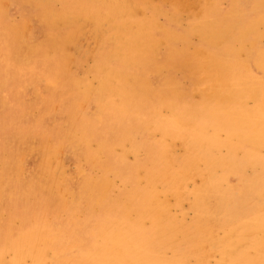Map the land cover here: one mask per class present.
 Returning <instances> with one entry per match:
<instances>
[{
    "label": "rangeland",
    "instance_id": "1",
    "mask_svg": "<svg viewBox=\"0 0 264 264\" xmlns=\"http://www.w3.org/2000/svg\"><path fill=\"white\" fill-rule=\"evenodd\" d=\"M0 1V264H264V142L237 123L264 108V0Z\"/></svg>",
    "mask_w": 264,
    "mask_h": 264
},
{
    "label": "bare ground",
    "instance_id": "2",
    "mask_svg": "<svg viewBox=\"0 0 264 264\" xmlns=\"http://www.w3.org/2000/svg\"><path fill=\"white\" fill-rule=\"evenodd\" d=\"M31 1H32V0H31ZM33 1H34V0H33ZM91 1L93 2V0H91ZM118 1H119V0H118ZM131 1H132V0H131ZM143 1H144V0H143ZM147 1H148V0H147ZM154 1H155V0H154ZM213 1H214V0H213ZM238 1H239V0H238ZM252 1H253V0H252ZM252 1H251V2H252ZM0 2H1V1H0ZM4 2H5V0H4ZM12 2H13V1H12ZM23 2H24V1H23ZM25 2H26V1H25ZM29 2H30V1H29ZM123 2H124V1H123ZM127 2H128V0H127ZM132 2H133V1H132ZM196 2H197V1H196ZM216 2H217V1H216ZM231 2H232V5H231V6H233V4H234V3H233V0H232ZM249 2H250V0H249ZM36 3H37V2H36ZM113 3H114V2H113ZM120 3H122V1H121ZM146 3H147V2H146ZM235 3H236V2H235ZM241 3H243V2H241ZM244 3H245V2H244ZM2 4H3V3H2ZM4 4H5V3H4ZM4 4H3V5H4ZM11 4H12V3H11ZM37 4H38V3H37ZM110 4H112V2H111ZM150 4H151V3H149V5H150ZM174 4H175V3H174ZM178 4H179V3H178ZM197 4H198V3H197ZM219 4H220V2H219ZM246 4H247V1H246ZM120 5H123V4H120ZM126 5H128V4H126ZM134 5H135V4H134ZM153 5H154V3H153ZM175 5H176V4H175ZM179 5H180V4H179ZM220 5H221V4H220ZM235 5H236V4H235ZM238 5H239V4H238ZM1 6H2V5H1ZM38 6H39V5H38ZM131 6H132V5H131ZM138 6H139V5H138ZM154 6H155V5H154ZM157 6H158V5H157ZM195 6H196V4H195ZM195 6H194V7H195ZM198 6H199V5H198ZM206 6H207V5H206ZM213 6H214V3H213ZM213 6H212V7H213ZM155 7H156V6H155ZM194 7H191V8L189 7V8L192 9V8H194ZM203 7H205V6H203ZM214 7H215V6H214ZM229 7H230V5H229ZM242 7H243V6H242ZM85 8H88V7H85ZM149 8H150V7H149ZM152 8H153V7H152ZM157 8H159V7H157ZM157 8H156V9H157ZM205 8H206V7H205ZM217 8H218V6H217ZM239 8H240V5H239ZM244 8H245V6H244ZM4 9H5V8H3V11H4ZM88 9H89V8H88ZM91 9H92V8H91ZM120 9H121V8H120ZM120 9H119V10H120ZM133 9H137V8H134V7H133ZM133 9H132V10H133ZM186 9H188V8H186ZM186 9H185V10H186ZM207 9H208V8H207ZM210 9H211V5H210ZM215 9H216V7H215ZM241 9H242V8H241ZM6 10H7V9H6ZM48 10H50V9H48ZM64 10H65V9H64ZM68 10H69V9H68ZM98 10H100V9H98ZM98 10H97V13H99ZM121 10H122V9H121ZM202 10H203V9H202ZM213 10H214V9H213ZM220 10H221V9H220ZM249 10H250V8H249ZM23 11H24V10H23ZM33 11H35V9H34ZM58 11H59V10H58ZM58 11H57V12H58ZM71 11H72V10H71ZM105 11H106V10H105ZM135 11H136V10H135ZM142 11H144V10L142 9ZM165 11H166V10H165ZM178 11H179V10H178ZM187 11H189V9H188ZM199 11H200V10H199ZM204 11H205V10H204ZM214 11H215V10H214ZM247 11H248V10H247ZM262 11H263V9H262ZM63 12H64V11H63ZM117 12H118V11H117ZM121 12L124 13L123 11H121ZM121 12H119V13L121 14ZM196 12H197V10H196ZM202 12H203V11H202ZM202 12H201V13H202ZM206 12H207V11H206ZM206 12H205V13H206ZM217 12H218V11H217ZM217 12H216V13H217ZM223 12H224V11H223ZM245 12H246V11H245ZM245 12H244V13H245ZM251 12H252V11H251ZM49 13H50V12H49ZM73 13H74V11H73ZM84 13H85V12H84ZM91 13H92V12H91ZM100 13H101V12H100ZM102 13H103V11H102ZM102 13H101V14H102ZM125 13H126V12H125ZM180 13H181V12H180ZM187 13H188V12H187ZM190 13H191V12H190ZM193 13H194V12H192V14H193ZM198 13H199V12H198ZM227 13H228V11H227ZM252 13H253V12H252ZM68 14H69V13H68ZM78 14H80L79 11H78ZM85 14H86V13H85ZM87 14H90V13L87 12ZM101 14H100V15H101ZM120 14H119L118 16H120ZM144 14H145V13H144ZM166 14H168V13H166ZM182 14H184V13H182ZM203 14H204V12H203ZM247 14H249V13H247ZM60 15H61V13H60ZM60 15H59L58 17H60V18L63 19V18H64V17H62L63 15H62V16H60ZM82 15H83V12H82ZM90 15H91V14H90ZM100 15L98 14V16H100ZM126 15H128V13H127ZM126 15H125V16H126ZM146 15H148V14H146ZM146 15H145V16H146ZM149 15H150V14H149ZM172 15H173V14H172ZM185 15H186V14H185ZM185 15H183V16H185ZM251 15H252V14H251ZM251 15H250V16H251ZM51 16H52V15H51ZM55 16H56V15H55ZM55 16H53V17H55ZM65 16H66V15H65ZM94 16H95V14H94ZM104 16H105V15H104ZM114 16H115V15H114ZM118 16H117V17H118ZM166 16H167V15H166ZM166 16H165V17H166ZM170 16H171V15H170ZM170 16H169V17H170ZM202 16H203V15H202ZM206 16H207V14H205L204 17L206 18ZM225 16H226V15H225ZM253 16H254V15H253ZM68 17L70 18V16H68ZM107 17H108V16H107ZM109 17L111 18L112 16H109ZM121 17H122V16H121ZM153 17H154V16H153ZM175 17H176V16H175ZM199 17H200V16H199ZM226 17H227V16H226ZM228 17H229V16H228ZM228 17H227V18H228ZM248 17H249V16H248ZM1 18H2V17H1ZM1 18H0V19H1ZM119 18H120V17H119ZM131 18H132V17H131ZM145 18H146V17H145ZM167 18H168V16H167ZM170 18H171V20H173L172 17H170ZM176 18H177V17H176ZM193 18H194V17H193ZM210 18H211V17H210ZM253 18H254V17H253ZM53 19H54V18H53ZM67 19H68V18H67ZM97 19H99V17H97ZM104 19H105V18H104ZM111 19H112V18H111ZM139 19H140V18H139ZM178 19H179V18H178ZM194 19H195V18H194ZM199 19H200V18H199ZM208 19H209V18H208ZM217 19H218V17H217ZM220 19H222V18H220ZM225 19H226V18H225ZM232 19H233V18H232ZM28 20H29V19H28ZM28 20H27V21H28ZM50 20H51V17H50ZM56 20H57V18H56ZM65 20H66V18H65ZM105 20H106V19H105ZM146 20H147V19H146ZM155 20H156V19H155ZM155 20H154V22L157 23ZM176 20H177V19H176ZM192 20H193V19H192ZM213 20H214V18H213ZM222 20H223V19H222ZM233 20H234V19H233ZM51 21H52V20H51ZM59 21H60V20H59ZM68 21H69V20H68ZM70 21L73 22L72 19H71ZM77 21H79V20H77ZM108 21H109V20H108ZM111 21H112V20H111ZM179 21H182V20H179ZM183 21H184V18H183ZM198 21H199V20H198ZM245 21H247V20H245ZM0 22H1V20H0ZM52 22H53V21H52ZM62 22H65V21L63 20ZM62 22H61V23H62ZM74 22H75V21H74ZM113 22H114V21H113ZM122 22H124V21H122ZM173 22H174V21H173ZM176 22H177V21H176ZM194 22H195V21H194ZM196 22H197V21H196ZM155 23H154V24H155ZM160 23H161V21H160ZM178 23H179V22H178ZM182 23H183V22H182ZM190 23H191V22H190ZM233 23H234V22H233ZM247 23H249V22H247ZM2 24H3V23H2ZM22 24H23V23H22ZM83 24H84V23H83ZM104 24H105V23H104ZM107 24H108V23H107ZM109 24H111V23L109 22ZM114 24H115V23H114ZM161 24H162V23H161ZM204 24H207V23H204ZM204 24H203V27H206ZM243 24H244V23H243ZM245 24H246V23H245ZM13 25H14V24H13ZM18 25H19V24H18ZM18 25H16V26H18ZM24 25H25V24H24ZM85 25H86V24H85ZM85 25H84V26H85ZM96 25H97V24H96ZM111 25H113V24H111ZM116 25H118V24H116ZM119 25H120V23H119ZM141 25H142V24H141ZM158 25H159V24H158ZM162 25H164V24H162ZM216 25H217V24H216ZM218 25H219V24H218ZM76 26H78V25H76ZM84 26H81V29H82V27L84 28ZM89 26H91V25L89 24ZM123 26H124V25H123ZM130 26H131V25H130ZM133 26H134V24H133ZM156 26H157V25H156ZM182 26H183V25H182ZM198 26H199V25H198ZM221 26H222V25H221ZM21 27H22V28H25V27H23V26H21ZM91 27H92V26H91ZM97 27H98V26H97ZM128 27H129V26H128ZM142 27H143V26H142ZM142 27H141V28H142ZM164 27H166V26H164ZM194 27H195V26H194ZM15 28H16V27H15ZM105 28H106V27H105ZM124 28H126V27H124ZM133 28H134V27H133ZM161 28L164 29L163 26H162ZM166 28H167V27H166ZM184 28H185V27H184ZM184 28H183V29H184ZM187 28H188V27H187ZM187 28H186V29H187ZM4 29H5V28H4ZM6 29H7V28H6ZM77 29H79V28H77ZM81 29H80V30H81ZM90 29H91V28H90ZM136 29H137V28H136ZM168 29H169V28H168ZM168 29H167V30H168ZM189 29H190V28H189ZM229 29H230V28H229ZM17 30H19V28H18ZM17 30H16V32H17ZM20 30H22V29H20ZM87 30H88V29H87ZM93 30H94V34H96V31H95L94 28H93ZM105 30H106V29H105ZM115 30H116V29H115ZM144 30H145V29H144ZM144 30H142V31H144ZM208 30H209V29H208ZM216 30H217V29H216ZM216 30H215V31H216ZM85 31H86V30H85ZM117 31H118V30H117ZM169 31H170V30H169ZM174 31H175V30H174ZM174 31H173V33H174ZM190 31H191V29H190ZM223 31H224V29H223ZM232 31H233V30H232ZM2 32H4V31H2ZM76 32H77V31H76ZM79 32H80V31H79ZM82 32H84V31H82ZM89 32H90V31H89ZM89 32H88V33H89ZM111 32H112V31H111ZM139 32H140V31H138V33H139ZM211 32H212V31H211ZM23 33H24V32H23ZM72 33H73V32H72ZM104 33H105V32H104ZM134 33H136V31H134ZM166 33H167V31H166ZM184 33H185V32H184ZM3 34H4V33H3ZM6 34H7V33H6ZM8 34H9V33H8ZM69 34H70V32H69ZM69 34H68V35H69ZM85 34H86V33H85ZM91 34H92V33H91ZM182 34H183V33H182ZM192 34H193V32H192ZM219 34H220V33H219V30H218L217 32H215V34H214L213 36H214V37H218ZM11 35H12V33H11ZM20 35H21V32H20ZM70 35H71V34H70ZM70 35H69V36H70ZM74 35H75V34H74ZM74 35H73V36H74ZM80 35H82V34H80ZM89 35H90V34H89ZM96 35H97V34H96ZM98 35H99V34H98ZM103 35H104V34H103ZM121 35H123V34H121ZM176 35H177V34H176ZM5 36H6V35H5ZM9 36H10V35H9ZM18 36H19V35H18ZM112 36H113V35H112ZM177 36H178V35H177ZM193 36H194V35H193ZM232 36H233V35H232ZM96 37H100V36H96ZM96 37H95V38H96ZM120 37H121V36H120ZM120 37H119V38H120ZM166 37H167V36H166ZM184 37L186 38V36H184ZM9 38H10V37H9ZM112 38H113V37H112ZM117 38H118V37H117ZM169 38H170V36H169ZM181 38H182V37H181ZM181 38H180V39H181ZM185 38H184V41H185ZM187 38H188V37H187ZM229 38H230V37H229ZM98 39H99V38H98ZM171 39H172V38H171ZM175 39H176V38H175ZM180 39H179V37H178V40H180ZM196 39H197V38H196ZM220 39H221V37H220ZM223 39H224V38H223ZM223 39H221V40H223ZM232 39H233V38H232ZM4 40H5V39H4ZM23 40H24V39H23ZM72 40H74V39H72ZM123 40H124V39H123ZM159 40H160V39H159ZM182 40H183V39H182ZM189 40H190V38H189ZM197 40H198V39H197ZM64 41H65V40H64ZM101 41H102V40H101ZM114 41H115V40H114ZM133 41H134V40H133ZM156 41H157V40H156ZM163 41H164V39H163ZM191 41H192V39H191ZM195 41H196V40H195ZM227 41H228V40H227ZM229 41H230V40H229ZM256 41H257V40H256ZM9 42H10V41H9ZM18 42H19V41H18ZM115 42H116V41H115ZM160 42H161V41H160ZM160 42H159V43H160ZM187 42H188V41H187ZM189 42H190V41H189ZM4 43H5V45H6V42H4ZM94 43H95V40H94ZM181 43H182V41H181ZM1 44H2V43H1ZM20 44H21V43H20ZM161 44H162V43H161ZM187 44H189V43H187ZM71 45H72V44H71ZM98 45H99V44H97V46H98ZM192 45H193V44H192ZM209 45H210V44H209ZM156 46H157V45H156ZM159 46H160V45H159ZM171 46H172V45H171ZM181 46L184 48L183 45H181ZM197 46H199V45H197ZM197 46H195V47H197ZM211 46H212V45H211ZM220 46H223V45H220ZM74 47H75V46H74ZM76 47H77V46H76ZM190 47H191V46H190ZM195 47H193V48H195ZM259 47H260V46H259ZM261 47H262V46H261ZM156 48H157V47H156ZM172 48H175V47L172 46ZM172 48H171L170 50H173ZM178 48L181 49V47H178ZM204 48H205V47H204ZM211 48H212V47H211ZM215 48H216V47H215ZM215 48H214V49H215ZM67 49H68V48H67ZM73 49H74V48H73ZM73 49H72V50H73ZM93 49H94V48H93ZM151 49H152V47H151ZM157 49H158V48H157ZM157 49H156V50H157ZM159 49H160V48H159ZM187 49H188V48H187ZM205 49H208V48H205ZM28 50H29V49H28ZM72 50H70V51H72ZM170 50H169V51H170ZM208 50H209V49H208ZM215 50H216V49H215ZM23 51H24V49H23ZM33 51H35V50H33ZM49 51H50V50H49ZM78 51H79V50H78ZM81 51H82V50H81ZM94 51H95V50H94ZM97 51H98V50H97ZM152 51H153V49H152ZM181 51H182V50H181ZM189 51H190V50H189ZM213 51H214V50H213ZM92 52H93V51H92ZM174 52H175V51H174ZM174 52H173V53H174ZM186 52H187V51H186ZM211 52H212V50H211ZM216 52H217V51H216ZM253 52H254V51H253ZM71 53H73V51H72ZM167 53H168V52H167ZM169 53H170V52H169ZM178 53H179V52H178ZM178 53H177V55H178ZM250 53H251V52H250ZM23 54H24V53H23ZM64 54H65V53H64ZM73 54H74V53H73ZM86 54H87V53H86ZM179 54H181V53H179ZM192 54H193V53H192ZM231 54H232V53H231ZM253 54H254V53H253ZM5 55H6V54H5ZM25 55H26V54H25ZM93 55H94V54H93ZM153 55H154V54H153ZM157 55H158V54H157ZM170 55H171V54H170ZM196 55H197V54H196ZM3 56H4V55H3ZM21 56H22V55H21ZM90 56H91V55H90ZM25 57H26V56H25ZM92 57H93V56H91V58H92ZM123 57H124V55H123ZM170 57H171V56H170ZM174 57H176V56H174ZM178 57H179V56H178ZM184 57H185V56H184ZM3 58H4V57H3ZM23 58H24V57H23ZM23 58H21V59H23ZM179 58H180V57H179ZM189 59H190V58H189ZM192 59H195V58L192 57ZM199 59H200V58H199ZM1 60H2V58H1ZM90 60H91V59H90ZM231 60H232V59H231ZM244 60H245V59H244ZM250 60H251V59H250ZM250 60H249V61H250ZM24 61H25V60H24ZM26 61H27V60H26ZM28 61H29V60H28ZM28 61H27V62H28ZM42 61H43V60H42ZM76 61H77V60H76ZM83 61H84V60H83ZM186 62H187V61H186ZM190 62H191V61H190ZM200 62H201V61H200ZM230 62H231V61H230ZM0 63H1V62H0ZM74 63H76V62L74 61ZM219 63H221V61H219ZM232 63H233V62H232ZM243 63H244V61H243ZM243 63H242V64H243ZM194 64H196V63H194ZM236 64H237V63H236ZM9 65H10V64H9ZM17 65H20V64H17ZM71 65H72V63H71ZM226 65H227V64H226ZM237 65H238V64H237ZM243 65H244V64H243ZM243 65H242V67H243ZM68 66H69V65H68ZM157 66H158V65H157ZM194 66H195V65H194ZM223 66H224V65H223ZM249 66H250V65H249ZM6 67H8V66H6ZM43 67H44V66H43ZM72 67H73V66H72ZM131 67H132V66H131ZM0 68H1V67H0ZM106 68H107V67H106ZM135 68H136V67H135ZM163 68H164V67H163ZM193 68H194V67H193ZM251 68H252V67H251ZM15 69H16V68H15ZM173 69H174V67H173ZM189 69H192V68H189ZM195 69H196V67H195ZM197 69H198V68H197ZM230 69H231V68H230L229 66H227V67L224 66V70L229 71ZM5 70H6V69H5ZM18 70H19V69H18ZM71 70H72V69H71ZM246 70H249V69L247 68ZM158 71H162V70H158ZM194 71H195V70H194ZM196 71H197V70H196ZM239 71H240V70H239ZM259 71H260V70H259ZM1 72H2V71H1ZM1 72H0V73H1ZM20 72H21V71H20ZM155 72H156V71H155ZM191 72H192V71H191ZM219 72H220V71H219ZM246 72H247V71H246ZM189 73H190V72H189ZM197 73H198V72H197ZM216 73H217V72H216ZM222 73H225V72L222 71ZM232 73H233V71H232ZM236 73H237V71H236ZM238 73H239V72H238ZM90 74H91V73H90ZM148 74H149V73H148ZM163 74H164V73H163ZM198 74H199V73H198ZM227 74H228V73H226L225 76H227ZM233 74H234V73H233ZM240 74H241V73H240ZM240 74H239V75L237 74V76H241ZM246 74H247V73H246ZM258 74H259V73H258ZM262 74H264V71H263ZM8 75H9V74H8ZM82 75H83V74H82ZM94 75H95V74H94ZM196 75H197V74H196ZM213 75H214V74H213ZM217 75H218V74H217ZM260 75H261V74H260ZM92 76H93V75H92ZM132 76H133V75H132ZM185 76H186V75H185ZM189 76H191V75L189 74ZM193 76H194V75H193ZM218 76H219V75H218ZM218 76H217V77H218ZM233 76L235 77V75H233ZM233 76H232V78H234ZM246 76H247V75H246ZM248 76H249V75H248ZM251 76H252V75H251ZM43 77H44V76H43ZM77 77H78V76H77ZM79 77H80V76H79ZM83 77H84V76H83ZM173 77H175V76H173ZM217 77H216V78H217ZM243 77H244V76H243ZM249 77H250V76H249ZM254 77H257V78H258V76H254ZM260 77H261V76H260ZM92 78H93V77H92ZM205 78H206V77H205ZM93 79H94V78H93ZM222 79H223V78H222ZM226 79H227V78H226ZM226 79H225V80H226ZM244 79H245V78H244ZM246 79H247V78H246ZM262 79H263V78H262ZM59 80H60V79H59ZM227 80H229V79H227ZM5 81H6V80H5ZM192 81H193V80H192ZM222 81H223V80H222ZM234 81H235V82H240L239 79H238L237 77L234 78ZM47 82H48V81H47ZM80 82H81V81H80ZM178 82H179V80H178ZM217 82H218V81H217ZM261 82H262V81H261ZM49 83H50V82H49ZM102 83H103V81H102ZM197 83H198V82L196 81L195 84H197ZM5 84H6V83H5ZM50 84H51V83H50ZM54 84H55V83H54ZM54 84H52V85L54 86ZM82 84H83V83H82ZM199 84H202V83H199ZM211 84H212V83H211ZM215 84H218V83H215ZM232 84H233V82L231 81V86H232ZM87 85H88V84H87ZM180 85H181V83H180ZM180 85H179V86H180ZM259 85H261V83H260ZM262 85H263V84H262ZM57 86H58V85H57ZM83 86H85V85H83ZM216 86H217V85H216ZM256 86H258V84H257ZM93 87H94V86H93ZM98 87H99V86H98ZM103 87H104V86H103ZM198 87H199V86H198ZM201 87H202V86H201ZM204 87H205V86H204ZM20 88H21V87H20ZM83 88H84V92H85V89H87V88H86V87H83ZM94 88H95V87H94ZM104 88H105V87H104ZM107 88H108V87H107ZM211 88H213V86H212ZM216 88H217V87H216ZM192 89H193V88H192ZM198 89H199V88H198ZM198 89H197V90H198ZM10 90H11V89H10ZM87 90H89V89H87ZM97 90H98V89H97ZM108 90H109V89H108ZM111 90H112V92H113V88H112ZM180 90H181V89H180ZM194 90H195V89H194ZM209 90H210V89H209ZM109 91H110V90H109ZM179 92H180V91H179ZM186 92H187V91H186ZM209 92H211V91H209ZM215 92H216V91H215ZM156 93H157V92H156ZM109 94H110V92H109ZM200 94H201V93H200ZM118 95H120V94H118ZM170 95H171V93H170ZM170 95H169V96H170ZM183 95H184V94H183ZM202 95H203V94H202ZM205 95H206V94H205ZM205 95H204V96H205ZM207 95H208V94H207ZM109 96H111V95H109ZM213 96H214V95H213ZM141 97H142V96H141ZM158 97H159V96H158ZM170 97H171V96H170ZM170 97H169V98H170ZM178 97H179V95H178ZM193 97H194V96H193ZM198 97H201V95H199ZM112 98H114V97H112ZM112 98H111V99H112ZM252 98H253V97H252ZM136 99H137V98H136ZM161 99H162V98H161ZM106 100H108V99H106ZM106 100H105V101H106ZM112 100H113V99H112ZM246 100H247V99H246ZM251 100H252V99H251ZM76 101H77V100H76ZM134 101H135V100H134ZM204 101H205V103H206L207 100H204ZM204 101H203V102H204ZM216 101H217V100H216ZM106 102H107V101H106ZM122 102H123V101H122ZM137 102H138V101H137ZM139 102H140V101H139ZM160 102H161V100H160ZM248 102H249V101H248ZM184 103H185V102H184ZM252 103H253V101H252ZM258 103H259V102H258ZM121 104H122V103H121ZM121 104H120V105H121ZM193 104H194V103H193ZM199 104H200V103H199ZM206 104H207V103H206ZM255 104L257 105V103H255ZM181 105H182V104H181ZM202 105H203V104H202ZM202 105H201V106H202ZM186 106H187V104H186ZM195 106H197V104H196ZM195 106H194V107H195ZM207 106H208V105H207ZM223 106H224V105L221 104V106L219 107L218 104H215V103L212 102V104H210L208 108H210L211 111H212V113H214L215 115H216L218 112L215 113V112H213L214 110H218V111H220L223 115H226V114L228 113V111L231 110V106H230V105H227L226 107H223ZM252 107H253V106H252ZM181 108H182V107H181ZM183 108H185V107H183ZM186 108H187V107H186ZM201 108H204V107H201ZM225 109H227V112H224ZM240 109H241V108H240ZM168 110H169V109H168ZM175 110H176V109H175ZM201 110H202V109H201ZM241 110H242V109H241ZM108 111H109V110H108ZM163 111H165V110H163ZM178 111H179V110H178ZM209 111H210V110H209ZM209 111H208V112H209ZM247 111H248V110H247ZM249 111H250V110H249ZM253 111H254L253 115H254L255 117H256V115H257V113H258V119H256V120H254L255 118H251V117L248 116V115H246V116H244V117H242V118H240V119L237 118V119H239L237 123L239 124L238 127H239V131H240V138L243 139V140H244V139H247V140L250 139V140H253V141H255V142H256V141H260V142L263 143V142H264V112H263V111H264V108H256V109H254ZM185 112H186V111H185ZM205 112H206V111H205ZM208 112H206V113H208ZM230 112H231V111H230ZM241 112H242V111H241ZM250 112H252V111H250ZM181 113H182V112H181ZM192 113H193V112H192ZM203 113H204V112H203ZM206 113H205V114H206ZM209 113H210V112H209ZM209 113H208V114H209ZM233 113H234V112H233ZM239 113H240V112H239ZM248 113H249V112H248ZM172 114H173V113H172ZM174 114H176V113L174 112ZM177 114H178V113H177ZM183 114H184V113H183ZM183 114H180V115L183 116ZM208 114H207V116H208ZM218 114H220V113H218ZM234 114L236 115V113H234ZM237 114H238V112H237ZM249 114H251V113H249ZM185 115H186V114H185ZM189 115H190V114H189ZM194 115L196 116V114H194ZM198 115H199V114H198ZM240 115H245V114H240ZM120 116H121V115H120ZM171 116H172V115H171ZM190 116H191V115H190ZM199 116H201V114H200ZM199 116H198L197 118H199ZM202 116H203V115H202ZM204 116H205V115H204ZM226 116H227V115H226ZM25 117H26V116H25ZM154 117H155V116H154ZM172 117H173V116H172ZM185 117H187V115H186ZM192 117H194V116H192ZM208 117H209V116H208ZM211 117H212V115H211ZM216 117H218V116L216 115ZM170 118H171V117H170ZM190 118H191V117H190ZM201 118H202V117H201ZM220 118H221V117H220ZM222 118H223V120L225 119L224 116H222ZM230 118H231V117H230ZM232 118H235V117H232ZM217 119H219V118H217ZM149 120H150V119H149ZM186 120H187V119H186ZM198 120H199V119H198ZM202 120H203V118H202ZM209 120H210V118H209ZM211 120H213V118H212ZM211 120H210V121H211ZM219 120H220V119H219ZM221 120H222V119H221ZM221 120H220V121H221ZM223 120H222V121H223ZM225 120H226V119H225ZM225 120H224L225 124L228 122L227 125H228L229 123H233L232 120H226L227 122H226ZM203 121H204V120H203ZM214 121H215V120H213L212 122L214 123ZM234 121H236V120H234ZM199 122H200V121H199ZM84 123H85V122H84ZM171 123H172V122H171ZM200 123H201V122H200ZM169 124H170V123H169ZM172 124H175V123H172ZM176 124H177V123H176ZM217 124H218V123H217ZM235 124H236V122H235ZM238 124H237V125H238ZM177 125H178V124H177ZM206 125H207V124H206ZM219 125H220V123H219ZM229 125H230V124H229ZM172 126H173V125H172ZM174 126H175V125H174ZM197 126H198V125H197ZM208 126H209V125H208ZM213 126H216V125L213 124ZM213 126H212V127H213ZM222 126H223V125H222ZM225 126H226V125H225ZM175 127H177V126H175ZM199 127H200V126H199ZM199 127H198V128H199ZM204 127H205V126H204ZM217 127H218V126H217ZM219 127H220V126H219ZM227 127H228V126H227ZM227 127H225V129H226ZM231 127H232V126H231ZM180 128H183V127H180ZM180 128H178V129H180ZM185 128H187V127H185ZM210 128H211V127H210ZM221 128H222V127H221ZM232 128H234V131H235V127H232ZM196 129H197V128H196ZM199 129H200V128H199ZM204 129H205V128H204ZM211 129H213V128H211ZM227 129H228V128H227ZM216 130H217V128H216ZM229 130H230V128H229ZM236 130H238V129H236ZM182 131H183V130H182ZM202 131H203V128H202ZM204 131H205V130H204ZM204 131H203V132H204ZM208 131H209V130H208ZM208 131H207V132H208ZM212 131H213V130H212ZM212 131H211V132H212ZM81 132H82V130H81ZM199 132H200V131H199ZM209 132H210V131H209ZM209 132H208V134H209ZM235 132H236V131H235ZM235 132H234V133H235ZM102 133H104V132H102ZM217 133H218V130H217L216 133L213 132L212 134H215V136H217V135H218ZM234 133H233V134H234ZM165 134H166V133H165ZM204 134H206V133H204ZM216 134H217V135H216ZM222 134H223V133H222ZM83 135H84V134H83ZM178 135H179V134H178ZM163 136H164V135H163ZM221 136H222V135H221ZM237 136H238V135H237ZM169 137H170V136H169ZM179 137H180V136H179ZM218 137H219V135H218ZM162 138H163V137H162ZM170 138H171V137H170ZM223 138H225V137H223ZM227 138H229V137H227ZM234 138H235V137H234ZM234 138H233V139H234ZM119 139H120V138H119ZM130 139H131V138H130ZM229 139H230V138H229ZM47 140H48V139H47ZM173 140H175V139H173ZM173 140H172V141H173ZM230 140H231V139H230ZM230 140H229V143H230ZM236 140H238V139H236ZM239 140H240V139H239ZM247 140H246V142H247ZM119 141H120V140H119ZM172 141H171V142H172ZM177 141H178V140H177ZM185 141H186V139H185ZM193 141H194V140H193ZM193 141H192V142H193ZM219 141H220V140H219ZM223 141H224V139H223ZM48 142H49V141H48ZM225 142L227 143V140H226ZM225 142H224V143H225ZM232 142H234V141H232ZM243 142H244V141H243ZM250 142H251V141H250ZM250 142H249V143H250ZM167 143H168V142H167ZM205 143H206V142H205ZM209 143H210V142H209ZM220 143H221V145H222V143H223L222 140H221ZM220 143H219V144H220ZM235 143H236V142H235ZM45 144H46V143H45ZM127 144H128V143H127ZM197 144H198V143H197ZM197 144H195V145H197ZM206 144H207V143H206ZM206 144H205V145H206ZM239 144H240V143H239ZM61 145H62V144H61ZM215 145H216V144H215ZM217 145H218V144H217ZM217 145H216V146H217ZM223 145H224V144H223ZM49 146H50V145H49ZM167 146H168V145H167ZM175 146H176V145H175ZM185 146H186V145H185ZM198 146H199V145H198ZM213 146H214V144H213ZM232 146H234V145L231 144V147H232ZM241 146H242V145H241ZM241 146H240V147H241ZM101 147H102V146H101ZM118 147H119V146H118ZM219 147H220V146H219ZM224 147H225V146H224ZM240 147H239V148H240ZM262 147H263V146H262ZM41 148H42V147H41ZM48 148H49V147H47V149H48ZM54 148H55V147H54ZM114 148H115V147H114ZM162 148H163V147H162ZM162 148H161V149H162ZM171 148H173V145H172ZM176 148H177V147H176ZM235 148H236V147H235ZM235 148H234V149H235ZM245 148H246V147H245ZM259 148H260V147H259ZM44 149H45V148H44ZM121 149H123V148H121ZM209 149H210V148H209ZM214 149H215V148H214ZM227 149H229L228 146H227ZM241 149H243V148H241ZM247 149H248V147H247ZM251 149H252V148H251ZM251 149H250V150H251ZM257 149H258V148H257ZM125 150H127V149L125 148ZM222 150H223V149H222ZM248 150H249V149H248ZM248 150H247V152H248ZM116 151H117V150H116ZM132 151H133V150H132ZM240 151H241V150H240ZM260 151H261V150H260ZM134 152H136V151H134ZM134 152H133V153H134ZM176 152H177V151H176ZM187 152H189V151H187ZM194 152H195V151H194ZM94 153H95V152H94ZM137 153H138V151H137ZM139 153H140V152H139ZM162 153H163V152H162ZM177 153H178V152H177ZM196 153H197V152H196ZM203 153H204V152H203ZM216 153H217V152H216ZM228 153H229L230 155L232 154V152H228V151H227V154H228ZM238 153H239V152H238ZM244 153H245V151H244ZM58 154H59V153H58ZM62 154H63V153H61V155H62ZM125 154H126V153H125ZM129 154H130V153H129ZM134 154H135V153H134ZM166 154H168V153H166ZM178 154H179V153H178ZM190 154H192V153H190ZM206 154H207V153H206ZM229 154H228V155H229ZM241 154H242V152H241ZM107 155H108V154H107ZM123 155H124V154H123ZM137 155H138V154H137ZM156 155H157V154H156ZM159 155H160V154H159ZM171 155H172V154H171ZM174 155H175V154H174ZM180 155H181V154H180ZM198 155H199V154H198ZM207 155H208V154H207ZM207 155H206V156H207ZM242 155H243V154H242ZM50 156H51V154H50ZM50 156H49V159H50ZM53 156H54V155H53ZM102 156H103V155H102ZM130 156H131V155H130ZM165 156H166V155H165ZM236 156H237V154H236ZM236 156H235V158H236ZM23 157H24V156H23ZM55 157H56V156H55ZM61 157H62V156H61ZM93 157H94V155H93ZM105 157H106V156H105ZM126 157H127V156H126ZM157 157H158V155H157ZM160 157H161V156H160ZM174 157H175V156H174ZM180 157H181V156H180ZM210 157H211V156H210ZM214 157H215V156H214ZM233 157H234V156H233ZM51 158H52V157H51ZM57 158H58V157H57ZM106 158H107V157H106ZM128 158H129V157H128ZM158 158H159V157H158ZM164 158H165V157H164ZM167 158H168V160H169V157H167ZM185 158H187V157H185ZM198 158H199V157H198ZM225 158H228V157H225ZM55 159H56V158H55ZM95 159H96V158H95ZM95 159H94V160H95ZM129 159H130V158H129ZM199 159H200V158H199ZM199 159H197V160H199ZM228 159H229V158H228ZM228 159H224V160H228ZM52 160H53V158H52ZM56 160H57V159H56ZM59 160H60V157H59L58 161H59ZM92 160H93V158H92ZM159 160H160V159H159ZM201 161H202V160H201ZM95 162H96V161H95ZM97 162H98V161H97ZM153 162H158V161H153ZM153 162H152V164H153ZM167 162H169V161H167ZM174 162H175V160H174ZM207 162H208V161H207ZM57 163H58V162H57ZM60 163H61V162H60ZM91 163H92V162H91ZM170 163H171V162H170ZM192 163H194V162H192ZM198 163H199V162H198ZM209 163H210V162H209ZM221 163H222V162H221ZM46 164H47V163H46ZM50 164H52V163H50ZM161 164H163V162H162ZM166 164L168 165V163H166ZM196 164H197V163H196ZM201 164H202V163H201ZM48 165H49V163H48ZM52 165H54V164H52ZM92 165H93V164H92ZM154 165H155V164H154ZM163 165H164V164H163ZM199 165H200V164H199ZM208 165H209V164H208ZM223 165H224V164H223ZM55 166L57 167V165H55ZM55 166H54V167H55ZM59 166H60V165H59ZM114 166H115V165H114ZM179 166H180V164H179ZM188 166H189V165H188ZM43 167H44V166H43ZM54 167H53V168H54ZM112 167H113V165H112ZM154 167H155V166H154ZM154 167H153V168H154ZM49 168H50V167H49ZM105 168H106V167H105ZM105 168H104V170H105ZM160 168H161V167H160ZM162 168H163V167H162ZM176 168H177V167H176ZM203 169H204V168H202L201 171H202ZM222 169H223V168H222ZM226 169H227V168H226ZM240 169H241V168L239 167V170H240ZM53 170H54V169H53ZM56 170H58V168H57ZM61 170H62V169H61ZM110 170H111V169H110ZM146 170H148V169H146ZM228 170H229V169H228ZM234 170H235V168H234ZM115 171H116V170H115ZM117 171H118V170H117ZM141 171L143 172V170H141ZM149 171H150V170H149ZM166 171H167V170H166ZM199 171H200V170H199ZM204 171H205V169H204ZM208 171H209V168H208ZM217 171H219V170L217 169ZM235 171H236V170H235ZM246 171H247V170H246ZM63 172H64V171H63ZM160 172H161V171H160ZM190 172H191V171H190ZM202 172H203V171H202ZM210 172H212V170H211ZM55 173H56V172H55ZM116 173H117V172H116ZM152 173H153V172H152ZM206 173H207V172H206ZM206 173H205V174H206ZM213 173H214V172H213ZM237 173H238V172H237ZM59 174H60V172H59ZM103 174H104V173H103ZM105 174H106V173H105ZM141 174H142V173H141ZM146 174H148V173L146 172ZM154 174H155V173H154ZM195 174H196V173H195ZM195 174H194V175H195ZM199 174H200V177H202V176H201V173H199ZM205 174H204V175H205ZM208 174H210V173H208ZM149 175H150V174H149ZM158 175H159V174H158ZM161 175H162V173H161ZM210 175H211V174H210ZM213 175H214V174H213ZM218 175H219V174H218ZM235 175H236V174H235ZM140 176H141V175H140ZM147 176H148V175H147ZM155 176H156V175H154V177H155ZM219 176H220V175H219ZM221 176H222V175H221ZM44 177H45V175H44ZM59 177H60V176H59ZM62 177H63V176H62ZM148 177H149V176H148ZM148 177H147V178H148ZM156 177H157V176H156ZM160 177H161V176H160ZM177 177H178V176H177ZM205 177H206L205 180L208 179L207 176H205ZM163 178H164V177H163ZM188 178H190L189 175H188ZM105 179H107V178H105ZM160 179H161V178H160ZM216 179H217V178H216ZM239 179H240V178H239ZM63 180H64V179H63ZM65 180H66V179H65ZM102 180H103V179H102ZM151 180H152V179H151ZM178 180H179V179H178ZM181 180H182V179H181ZM191 180H192V179H191ZM220 180H221V178H220ZM108 181L110 182V180H108ZM112 181H113V180H112ZM148 181H149V180H148ZM162 181H163V180H162ZM187 181H188V180H187ZM237 181H238V180H237ZM62 182H63V181H62ZM66 182H67V181H66ZM143 182H144V181H143ZM145 182H147V181L145 180ZM153 182H154V181H153ZM181 182H182V181H181ZM188 182H189V181H188ZM193 182H194V180H193ZM214 182H215V180H214ZM59 183H60V182H59ZM113 183H114V182H113ZM141 183H142V182H141ZM191 183H192V181H191ZM217 183H218V181H217ZM224 183H225V184L222 183V185H224V187H225L226 182L224 181ZM33 184H34V183H33ZM100 184H101V182H100ZM107 184H108V182H107ZM157 184H158V183H157ZM193 184H195V183H193ZM208 184H209V183H208ZM208 184L205 185V186L208 187V186H209ZM211 184H212V183H211ZM228 184H229V183H228ZM60 185H61V184H60ZM162 185H163V184H162ZM173 185H175V184L173 183ZM183 185H184V184H183ZM201 185H203V184H201ZM215 185H216V184H215ZM222 185H221V186H222ZM58 186H59V185H58ZM58 186H57V187H58ZM66 186H67V185H66ZM120 186H121V185H120ZM226 186H227V185H226ZM114 187H115V186H114ZM127 187H128V186H127ZM169 187H170V185H169ZM169 187H168V188H169ZM183 187H184V186H182V188H183ZM195 187H197V186H195ZM228 187H229V186H228ZM202 188H203V187H202ZM214 188H216V187H214ZM230 188H231V186H230ZM230 188H229V189H230ZM232 188H233V187H232ZM60 189H61V188H60ZM103 189H105L104 186H103ZM149 189H150V188H149ZM184 189H185V188H184ZM198 189H199V186H198ZM204 189H206V188H204ZM209 189H210V188H209ZM216 189H217V188H216ZM216 189H215V190H216ZM229 189H228V190H229ZM191 190H192V189H191ZM230 190H231V189H230ZM238 190H239V189H238ZM102 191H104V190H102ZM149 191H150V190H149ZM233 191H234V190H233ZM70 192H71V191H70ZM106 192H107V191H105V193H106ZM178 192H179V191H178ZM199 192H200V191H199ZM234 192H235V191H234ZM148 193H149V192H148ZM215 193H217V191L214 192V194H215ZM219 193L222 194V192H219ZM70 194H71V193H70ZM102 194H103V193H102ZM111 194H112V193H111ZM138 194H139V193H138ZM223 194H224V192H223ZM236 194H237V192H236ZM105 195H106V194H105ZM105 195L103 194V196H105ZM148 195H149V194H148ZM184 195H185V194H184ZM192 195H193V194H191V196H192ZM216 195H217V194H216ZM71 196H72V195H71ZM138 196H139V195H138ZM189 196H190V194H189ZM65 197H66V194H65ZM135 197H136V196H135ZM164 197H165V196H164ZM102 198H103V197H102ZM102 198H101V199H102ZM133 198H134V197H133ZM217 198H218V197H217ZM256 198H257V197H256ZM96 199H97V198H96ZM149 199H150V198H149ZM213 199H214V198H213ZM182 200H183V199H182ZM182 200H181V201H182ZM143 201H144V200H143ZM116 203H117V202H116ZM129 203H130V202H129ZM123 204H125V203H123ZM127 204H128V203H127ZM181 204H182V203H181ZM128 205H129V204H128ZM140 205H142V204H140ZM178 205H179V204H178ZM184 205H185V204H184ZM175 206H176V204H175ZM181 206H182V205H181ZM187 206H188V205H187ZM125 207H126V204H125ZM182 207H183V206H182ZM145 208H146V207H145ZM176 208H178V207H176ZM195 208H196V205H195ZM142 209H143V211L145 210L143 207H142ZM184 209H185V208H184ZM186 209H187V208H186ZM189 209H190V208H189ZM122 210H123V209H122ZM125 211H126V208H125ZM171 211H173V210H171ZM186 211H187V210H186ZM186 211H185V212H186ZM188 211H189V210H188ZM188 211H187V212H188ZM191 211H192V210H191ZM104 212H105V211H104ZM147 212H148V210H147ZM173 212H174V211H173ZM192 212H193V211H192ZM122 213H123V212H122ZM126 213H127V212H126ZM178 213H179V212H178ZM182 213H183V212H182ZM104 214H106V212H105ZM132 214H133V213H132ZM142 214H143V212H142ZM184 214L187 215L186 213H184ZM99 215H100V214H99ZM122 215H123V214H122ZM126 215H127V214H126ZM126 215H125V216H126ZM138 215H139V214H138ZM144 215H145V214H144ZM128 216H129V215H128ZM130 216H131V215H130ZM132 216H133V215H132ZM145 216H146V215H145ZM182 216H183V215H182ZM122 217H124V216H122ZM178 217H179V215H178ZM104 218H106V217H104ZM107 218H108V220H109V217H108V216H107ZM107 218H106V219H107ZM136 218H137V217H136ZM148 218H149V217H148ZM182 218H183V217H182ZM185 218H186V217H185ZM106 219H105V220H106ZM114 219H115V218H114ZM150 219H152L151 216H150ZM166 219H167V218H166ZM190 219H191V217H190ZM105 220H104V222H106ZM117 220H118V219H117ZM117 220H116V221H117ZM133 220H134V219H133ZM147 220H148V219H147ZM182 220H183V219H182ZM186 220H187V219H186ZM95 221H96V220H95ZM97 221H99V219H98ZM126 221H127V220H126ZM169 221H170V220H169ZM187 221H189V220H187ZM100 222H101V221H100ZM110 222H112V221H110ZM131 222H132V221H131ZM166 222H168V221H166ZM170 222H171V223L173 222V218H172V221H170ZM183 222H184V221H183ZM183 222H182V223H183ZM16 223H17V222H16ZM139 223H140V221H139ZM139 223H137V224H139ZM148 223H149V222H148ZM148 223H147V224H148ZM162 223H163V222H162ZM168 223H169V222H168ZM176 223H177V222H176ZM120 224H121V223H120ZM144 224H145V223H144ZM151 224H152V223H151ZM93 225H94V223H93ZM107 225H108V223H107ZM110 225H111V224H110ZM122 225H123V224H122ZM154 225H155V223H154ZM163 225H165V224H163ZM163 225H162V227H163ZM167 225H168V224H167ZM167 225H166V226H167ZM176 225H177V224H176ZM99 226H100V225H99ZM105 226H106V225H105ZM148 226H149V225H148ZM151 226H152V225H151ZM30 227L32 228V226H30ZM33 227H34V226H33ZM91 227H92V226H91ZM96 227H97V226H96ZM123 227H124V226H123ZM143 227H144V226H143ZM156 227H157V226H156ZM171 227H172V226H171ZM154 228H155V227H154ZM166 228H167V227H166ZM102 229H103V228H102ZM106 229H107V228H106ZM115 229H116V228H115ZM139 229L141 230V228H139ZM144 229H146V228H144ZM171 229H172V228H171ZM171 229H166V230L168 231V230H171ZM176 229H177V228H176ZM176 229L173 228L174 231H175ZM183 229H184V228H183ZM31 230H33V229H31ZM166 230H165V231H166ZM92 231H93V230H92ZM92 231H91V232H92ZM98 231H99V230H98ZM156 231H158L157 228H156ZM167 231H166V232H167ZM178 231H180V230H178ZM183 231H184V230H183ZM111 232H112V231H111ZM135 232H136V231H135ZM151 232H152V231H151ZM34 233H35V232H34ZM94 233H96V230H95ZM97 233H98V232H97ZM109 233H110V232H109ZM123 233H125V232H123ZM156 233H157V232H156ZM156 233H155V234H156ZM184 233H185V232H184ZM189 233H190V232H189ZM91 234H93V233H91ZM126 234H127V233H126ZM149 234H150V233H149ZM157 234H158V233H157ZM110 235L113 236V233L110 234ZM127 235H128V234H127ZM134 235H135V233H134ZM134 235H133V236H134ZM137 235H138V234H137ZM137 235H136V236H137ZM147 235H148V234H147ZM147 235H146V236H147ZM180 235H181V234H180ZM98 236H99V235H98ZM116 236H117V235H116ZM116 236H115V238H117ZM122 236H124V235H122ZM125 236H126V235H125ZM131 236H132V235H131ZM142 236H143V235H142ZM150 236H151V234H150ZM152 236H153V235H152ZM94 237H95V236H94ZM108 237H110V236H108ZM137 237H138V236H137ZM120 238H121V237H119V239H120ZM124 238H125V237H124ZM139 238H140V236H139ZM145 238H146V237H145ZM153 238H154V237H153ZM153 238H152V239H153ZM156 238H157V237H156ZM94 239H95V238H94ZM107 239H108V238H107ZM109 239H110V238H109ZM121 239H122V238H121ZM136 239H137V238H136ZM100 240H101V239H100ZM105 240H106V239H105ZM105 240H103V241H105ZM111 240H113L112 237H111ZM127 240H128V239H127ZM146 240H147V239H146ZM155 240H156V239H155ZM116 241H118V240H116ZM116 241H115V242H116ZM136 241H137V240H136ZM144 241H145V240H144ZM165 241H166V240H165ZM110 242H111V241H110ZM122 242H123V241H122ZM148 242H149V241H148ZM150 242H151V241H150ZM158 242H159V241H158ZM175 242H176V241H174L173 243H175ZM91 243H93V242H91ZM96 243H97V242H96ZM112 243H113V242H112ZM118 243H119V242H118ZM125 243H126V242H125ZM135 243H136V242H135ZM103 244H104V243H103ZM147 244H148V243H147ZM147 244H146V245H147ZM159 244H161V243H159ZM159 244H158V246H159ZM96 245H97V244H95V246H96ZM99 245H100V244H99ZM155 245H157V244H155ZM175 245H176V244H175ZM93 246H94V245H93ZM187 246H188V245H187ZM102 247H103V246H102ZM106 247H107V246H106ZM122 247L124 248V246H122ZM126 247H127V246H126ZM139 247H140V246H139ZM142 247H143V245H142ZM120 248H121V247H120ZM130 248H131V247H130ZM137 248H138V247H137ZM143 248H144V247H143ZM166 248H167V247H166ZM183 248H184V247H183ZM98 249H99V247H98ZM102 249H103V248H102ZM107 249H110V248H109V245H108V248H107ZM128 249H129V248H128ZM135 249H136V248H135ZM144 249H145V248H144ZM146 249H148V247H147ZM162 249H163V248H162ZM164 249H165V247H164ZM164 249H163V251H164ZM168 249H169V246H168L167 250H168ZM104 250H105V249H104ZM132 250L134 251V249H132ZM156 250H157V249H156ZM139 251H140V250H139ZM143 251H144V250H143ZM149 251H150V250H149ZM152 251H153V250H152ZM172 251H173V250H172ZM93 252H94V251H93ZM136 252H137V251H136ZM144 252H145V251H144ZM165 252H166V250H165ZM165 252H164V253H165ZM170 252H171V251H170ZM177 252H178V251H177ZM187 252H188V251H186V254H187ZM46 253H47V252H46ZM95 253H96V251H95ZM100 253H101V252H100ZM103 253H104V252H103ZM134 253H135V252H134ZM142 253H143V252H142ZM161 253H162V252H161ZM93 254H94V253H93ZM97 254H98V253H96V255H97ZM129 254H130V253H128V255H129ZM132 254H133V253H132ZM135 254H137V253H135ZM147 254H148V253H147ZM147 254H144V255L146 256ZM162 254H163V253H162ZM175 254H177V253H175ZM91 255H92V254H91ZM99 255H100V254H99ZM99 255H97V256H99ZM105 255H106V254H105ZM141 255H142V254H141ZM166 255H167V254H166ZM171 255H172V254H171ZM183 255H184V254H183ZM194 255H196V254H194ZM206 255H207V254H206ZM215 255H216V254H215ZM126 256H127V254H126ZM139 256H140V255H139ZM147 256H148V255H147ZM147 256H146V257H147ZM168 256H169V254H168ZM103 258H105V257H103ZM139 258H140V257H139ZM139 258H138V259H139ZM162 258H165V257H163V256L161 257V255H160V259H159V260H161ZM112 259H113V258H112ZM115 259H116V258H115ZM151 259H152V258H151ZM156 259H158V258H156ZM156 259L154 258V260H156ZM29 260H30V259H29ZM97 260H100V259H96V261H97ZM101 260H102V258H101ZM116 260H117V259H116ZM116 260H115V261H116ZM140 260L143 261V259H140ZM152 260H153V259H152ZM26 261H27V260H26ZM205 261H206V260H205ZM205 261H204V262H205ZM29 262H30V261H29ZM93 262H94V261H93ZM110 262H111V261H110ZM144 262H145V261H144ZM146 262H149V261H146ZM154 262H155V261H154ZM159 262H160V261H159ZM195 262H197V261H195ZM111 263H112V262H111ZM119 263H120V262H119ZM131 263H132V262H131ZM166 263H167V262H166ZM211 263H212V261H211ZM98 264H99V263H98ZM102 264H103V263H102ZM132 264H133V263H132ZM149 264H151V263H149ZM209 264H210V263H209Z\"/></svg>",
    "mask_w": 264,
    "mask_h": 264
}]
</instances>
